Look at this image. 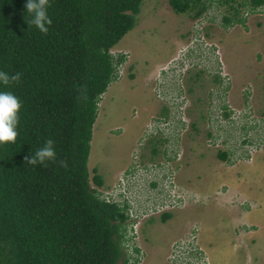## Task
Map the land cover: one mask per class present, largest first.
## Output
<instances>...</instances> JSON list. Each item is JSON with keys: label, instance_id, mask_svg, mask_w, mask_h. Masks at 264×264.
Listing matches in <instances>:
<instances>
[{"label": "trees", "instance_id": "16d2710c", "mask_svg": "<svg viewBox=\"0 0 264 264\" xmlns=\"http://www.w3.org/2000/svg\"><path fill=\"white\" fill-rule=\"evenodd\" d=\"M144 1L50 0L53 24L44 34L28 26L27 0H0V71L21 73L8 88L0 84V91H12L23 105L17 140L0 144V264L139 263L136 243L134 254L126 252L133 241L128 205L106 201L98 188L104 178L96 169L91 178L89 158L99 105L109 86L121 80L127 61L112 50L136 27ZM214 1L169 4L195 20ZM263 5L264 0H243L241 7L254 12ZM232 9V16H224L225 28L245 23L240 8ZM49 138L56 161L25 163ZM167 141L156 136L145 146L158 155Z\"/></svg>", "mask_w": 264, "mask_h": 264}, {"label": "rangeland", "instance_id": "374dc122", "mask_svg": "<svg viewBox=\"0 0 264 264\" xmlns=\"http://www.w3.org/2000/svg\"><path fill=\"white\" fill-rule=\"evenodd\" d=\"M214 2L218 4L213 10L218 19L213 17L215 21L206 32L209 42L218 45L219 53L214 57L205 53L189 56L195 68L185 74L186 88H192L188 115L196 128L182 137L184 151L173 162L177 182L192 192L194 204L170 209L155 203L137 214L129 212V224H137L141 232L138 246L143 254L138 264H180L176 257L178 261L187 259L185 264H204L188 248L185 255L174 251L173 246L185 248L183 243L190 235L194 236L193 246L203 247L209 255V264H264V11L246 16L243 0ZM232 6L240 8L245 23L225 28L224 16L234 14ZM194 22L189 14L176 13L169 0H145L136 27L112 50L128 58L120 71L121 80L112 83L103 95L93 129L89 170L91 178L95 169L104 178L103 187H98L101 192L111 191L133 160L140 158L147 166L152 163L150 146L140 141L146 124L164 116V103L153 76L158 78L160 68L188 51ZM215 58L225 63L229 73L232 88L226 100L237 109L252 107L253 115L262 122L250 132L253 155L228 151L234 163L220 159L218 148L207 136L212 90L223 82L220 77L215 82ZM197 70H203L200 77ZM237 132L244 134L245 130ZM172 146L169 141L163 143L157 161L166 160L165 152H172ZM135 155L138 159H133ZM164 214L170 217L164 220ZM127 245L130 247L124 250L128 256V251L134 253L135 241L129 240Z\"/></svg>", "mask_w": 264, "mask_h": 264}, {"label": "built area", "instance_id": "2783aa9c", "mask_svg": "<svg viewBox=\"0 0 264 264\" xmlns=\"http://www.w3.org/2000/svg\"><path fill=\"white\" fill-rule=\"evenodd\" d=\"M215 4L217 2H213L212 7L207 12L195 19L188 51L182 54V58L172 61L168 67L164 66L165 68H161L160 72L162 74H159V77L156 78V87L160 91L159 97L162 98V102L168 107L169 114L168 116L156 117L151 120L147 124L140 142L144 143L148 139L157 136L164 139L167 138L169 142L174 143L172 147H175V149L172 148V152L166 151V160L164 158L160 162L150 161L152 163L148 166L142 163L140 158L138 162L133 160L128 169L119 178V183L114 185L111 191L103 192L106 201L127 204L128 215L131 217L132 214L130 215L129 212L137 211V214L145 206L150 207L149 205H155V203L170 209L184 208L193 204L191 192L184 189L177 182V172L173 162L181 158L184 151L181 143L182 137L189 128V118L186 115L187 95L184 77L189 70L195 68L194 62H191L189 56L205 53V56L214 57L219 53L218 45L209 42L206 32V29L211 25L210 23L213 20L215 21L213 17L216 16L218 19V14L213 12V10H216ZM246 9L248 10L246 16L249 14H261L264 11V5L254 12H251L250 8ZM216 59L214 60L217 68H215V76L220 77L223 82L219 89L214 88L212 90V135L215 137L216 145L223 148V150L237 154L249 152L250 155H253V152L250 151V145L253 143L252 140H249L252 136L250 132L254 131L256 127H260L264 120L260 122L256 119L253 111H251L252 107L237 109L230 104L229 99L226 100L227 93L232 88L230 86V77L225 63L220 59L216 61ZM121 69H123V66H121ZM248 114L249 116H247ZM242 129L245 130V133L239 134L237 131ZM244 135L246 136L244 137ZM240 136L243 138H239ZM262 142H264V139H262ZM219 143H221V146ZM244 157L245 155L242 159ZM133 159H138V156H133ZM232 161L234 162V160ZM143 182L145 183L144 186ZM143 216H146V214H143ZM129 228L130 232H132L133 241L138 245V238L140 237L138 235L139 227L137 224H132V226L129 225ZM192 230V232L195 231V226ZM193 239L194 236L190 235L189 241H184L183 243V245L187 246L185 248L173 246L176 247L174 251L185 255V250L188 248L191 253L198 254L204 264H209V255L203 247L193 246ZM142 254L143 251L139 255L140 258ZM176 260L180 264H185L184 262L187 261V259L178 261V257H176Z\"/></svg>", "mask_w": 264, "mask_h": 264}, {"label": "clouds", "instance_id": "9594fccd", "mask_svg": "<svg viewBox=\"0 0 264 264\" xmlns=\"http://www.w3.org/2000/svg\"><path fill=\"white\" fill-rule=\"evenodd\" d=\"M50 0H27V3L25 4V9L28 14H30L31 19L30 21H27V24L29 27L34 26L36 29H38L40 32L47 34L49 31V26L53 24V20L50 18L48 9L50 7ZM247 15V13L245 14ZM128 58V57H127ZM125 64L123 65V68ZM163 67V66H162ZM161 70V68L159 69ZM193 69L189 70L186 74H189ZM193 76H190L192 78ZM154 79H156L153 76ZM189 76L187 79H190ZM21 79V73L17 72L15 74H10L5 71H0V84L5 86V88H8L10 85L13 83L18 82ZM186 80L184 77V85L186 88ZM191 91V88L188 87L186 88V95H187V117L189 118V128L188 130L185 131L184 135H187L191 130L190 128L193 127V129L196 128V122L192 121V119L189 117L190 113V102H189V93ZM210 96V94H209ZM22 101L18 96H16L12 91L5 90V91H0V144H6V143H15L18 137V126L20 122V112L22 109ZM212 106H208L207 109V118H208V123H207V136L209 143L214 144L216 148H218L219 153H226L227 157L224 162H231L234 163L229 155V152L227 150H223V148L219 147L216 145V140L215 137L212 135V127H211V118H212ZM163 109V115L168 116L169 111L168 107L164 104ZM252 111V108H251ZM249 116V114L247 115ZM158 117V116H157ZM152 118L151 120H153ZM149 123V122H148ZM147 123V124H148ZM147 124L145 129L147 128ZM144 134V132H143ZM210 136V137H209ZM148 142V140H147ZM146 142V143H147ZM218 153V154H219ZM161 154V153H160ZM160 154L158 155H152L154 160H151L152 162L157 161V158L160 157ZM57 159V153L55 149V141L51 138L47 139L43 146L38 148L34 154L31 156H26L25 157V163L31 166H36V165H45L46 162L50 161H56ZM162 161V160H160ZM158 161V162H160ZM133 162V161H132ZM131 162V163H132ZM130 163V164H131ZM61 166H66V163L64 161H60ZM129 164V166H130ZM128 166V167H129ZM191 192V191H190ZM192 193V192H191ZM194 204V203H193ZM150 221L147 220L146 222ZM138 235L140 236L141 240V232L138 228Z\"/></svg>", "mask_w": 264, "mask_h": 264}, {"label": "flooded vegetation", "instance_id": "af4514ba", "mask_svg": "<svg viewBox=\"0 0 264 264\" xmlns=\"http://www.w3.org/2000/svg\"><path fill=\"white\" fill-rule=\"evenodd\" d=\"M159 154H160V153H159ZM142 157H143V155H142ZM150 159L154 160L153 156H152ZM150 161H151V160H150ZM130 172H131V171H130ZM130 172H129V173H130Z\"/></svg>", "mask_w": 264, "mask_h": 264}]
</instances>
